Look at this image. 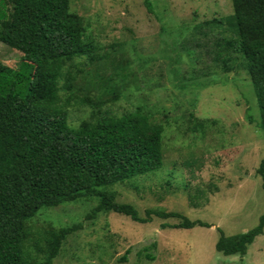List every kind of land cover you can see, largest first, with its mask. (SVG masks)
I'll use <instances>...</instances> for the list:
<instances>
[{"label": "rangeland", "instance_id": "rangeland-1", "mask_svg": "<svg viewBox=\"0 0 264 264\" xmlns=\"http://www.w3.org/2000/svg\"><path fill=\"white\" fill-rule=\"evenodd\" d=\"M70 1L71 10L90 25L99 55L107 56L93 64L80 59L79 83L86 86L104 77L121 84L122 95L110 104L114 112L120 116L144 107L166 130L164 167L132 185L116 186L118 201L133 204L141 217L148 209H160L210 227L163 230L162 224L182 220L154 217L141 224L116 213L90 217L97 200L83 199L41 210L32 221L37 229L81 225L53 264H264V235L244 257L216 250L219 229L227 236L247 233L264 213L258 174L264 134L256 126L260 112L250 79L245 72L223 74L193 44L191 53L181 47L190 38L187 27L231 14L232 1L150 0L152 13L143 0ZM0 62L18 68L21 54L0 43ZM123 63L126 78L121 83L113 66ZM209 68L217 76L203 87L211 77L200 75ZM191 115L218 124L194 130ZM89 116V108L74 109L69 124L76 128ZM190 195L205 200L191 207Z\"/></svg>", "mask_w": 264, "mask_h": 264}, {"label": "trees", "instance_id": "trees-1", "mask_svg": "<svg viewBox=\"0 0 264 264\" xmlns=\"http://www.w3.org/2000/svg\"><path fill=\"white\" fill-rule=\"evenodd\" d=\"M231 1V14L187 27L190 38L181 47L188 53L190 44L202 49L223 74L248 75L260 112L256 126L264 134V0ZM143 2L152 13L151 1ZM89 30L70 0H0V43L21 54L18 68L0 62V264H53L81 225L37 229L32 221L41 210L83 199L97 200L90 217L116 213L141 224L154 217L182 220L162 224L163 230L210 227L160 209L141 217L133 204L118 201L116 186L132 185L164 167L166 130L144 107L120 116L114 112L110 104L122 95L121 84L104 77L79 83L80 59L93 64L107 57L99 55ZM113 69L123 83L126 64ZM215 73L201 72L200 79L211 77L203 87L215 81ZM84 108L90 109L89 118L73 128L70 112ZM191 117L194 130L218 124ZM258 174L264 189V159ZM200 198L205 200L190 195L191 207H200ZM219 233V253L244 257L264 235V213L247 233Z\"/></svg>", "mask_w": 264, "mask_h": 264}]
</instances>
